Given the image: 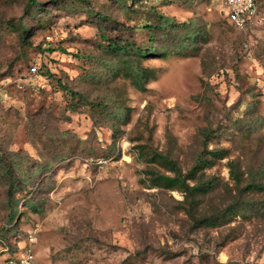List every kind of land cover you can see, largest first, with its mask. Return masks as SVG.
I'll return each mask as SVG.
<instances>
[{
    "label": "rangeland",
    "instance_id": "374dc122",
    "mask_svg": "<svg viewBox=\"0 0 264 264\" xmlns=\"http://www.w3.org/2000/svg\"><path fill=\"white\" fill-rule=\"evenodd\" d=\"M35 3L0 0V264L28 233L37 264H264L263 211L195 222L230 202L229 161L264 181V0L243 31L225 0ZM211 150L194 181L217 186L194 205L152 186L172 176L154 153L186 174Z\"/></svg>",
    "mask_w": 264,
    "mask_h": 264
},
{
    "label": "trees",
    "instance_id": "16d2710c",
    "mask_svg": "<svg viewBox=\"0 0 264 264\" xmlns=\"http://www.w3.org/2000/svg\"><path fill=\"white\" fill-rule=\"evenodd\" d=\"M28 3L32 7L37 6L35 0H28ZM164 23L167 24L168 20ZM19 28L20 33L23 34L24 29H22L21 25L19 26ZM195 34L196 32L189 33L188 38H193ZM107 46L108 49L115 54L128 52V45H122L117 40L110 39ZM133 49L138 50V53L142 52L143 54H146V56L157 51L151 48H148L147 50H141L134 46L132 47V50ZM160 55L163 56L162 53H160ZM132 77L134 83H138L141 78L138 73H134ZM64 88L66 87L64 86ZM68 92H70V94L72 95H76V93H73L71 91ZM96 107L104 110L108 109L103 103H98ZM205 153L210 158H206L203 155H200L193 169L186 174L181 171L180 167L174 160L161 153H154L149 158V162L158 164L159 166L163 167L167 172L171 173L172 176L151 171L149 174V180L152 186L165 188L168 190H179L184 194V202L188 203L189 205H194L197 198L204 197L217 186V183L213 180L194 181L196 172L199 169L209 166L211 161L215 158L222 157L225 151L211 150L205 151ZM228 169L229 177L233 182V189L225 186V192H227L230 196V202L227 203V205H225V207L218 211V213H216L215 215L201 216L200 218L195 219V222L198 225L203 227H220L237 217H240L244 220H249L252 217H256V215L260 214L262 211L264 213V202L258 203V201H255L251 198L252 193H264V181L262 179L261 170L258 169L255 172L253 170L243 171L241 170L237 161H229ZM187 180H192L193 184L189 185L187 183ZM232 191H234V194H232ZM23 204L25 206L27 204V201L24 200ZM12 207L13 208H11L6 220L10 225H13L15 221H19V218L24 212L17 208V204ZM10 257H15V255Z\"/></svg>",
    "mask_w": 264,
    "mask_h": 264
},
{
    "label": "built area",
    "instance_id": "2783aa9c",
    "mask_svg": "<svg viewBox=\"0 0 264 264\" xmlns=\"http://www.w3.org/2000/svg\"><path fill=\"white\" fill-rule=\"evenodd\" d=\"M224 16L230 25L243 31L256 23L258 17L256 0H225ZM31 71L34 72L35 68ZM35 244V236L28 233L25 243L20 247V253L15 257H9L2 264H37L33 250Z\"/></svg>",
    "mask_w": 264,
    "mask_h": 264
}]
</instances>
